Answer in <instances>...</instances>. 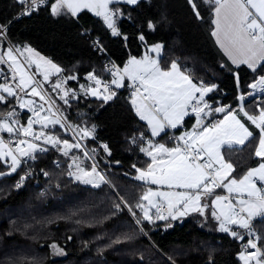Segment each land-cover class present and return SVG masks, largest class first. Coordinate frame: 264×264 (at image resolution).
<instances>
[{
    "label": "trees",
    "instance_id": "trees-1",
    "mask_svg": "<svg viewBox=\"0 0 264 264\" xmlns=\"http://www.w3.org/2000/svg\"><path fill=\"white\" fill-rule=\"evenodd\" d=\"M196 2L202 19L194 16L188 0H140L134 6L115 3L111 10H119L113 19L122 35L114 36L102 18L88 11L75 17L61 9L59 15H53L51 4L18 17L21 6L17 0H0V24L7 25L11 45L17 49L34 48L60 66L64 79L76 76L74 80L67 79V85L78 95L67 99V104L53 90L45 91L70 126L91 129L95 125L93 135L81 141L90 151L98 145L99 153L94 159L106 178L99 185L76 180L70 175L72 157L47 146L36 166L47 170L52 182L61 187L60 198L48 199L29 181L17 187L24 176L23 168L19 165L10 174L7 160L0 159V264H243L239 256L245 239L220 231L210 210H205L203 216L198 213L183 220L169 218L150 223L143 219L134 205L149 185L136 179L138 173L132 165L143 169L149 159L139 151L138 144L132 143V137L141 133L148 136L147 125L135 115L125 87L119 88L107 103L86 92L96 87L87 78L89 73L102 83L112 80L104 68L103 56L91 45L93 37L100 36L108 56L121 68L131 57L141 58L151 45L163 44L162 67L176 61L194 81L218 86L206 97L213 107L235 108L238 96L248 94V85L264 75V70L253 72L245 66H233L211 35L212 11L200 0ZM149 22L155 30L148 28ZM85 29H91L94 36L87 35ZM141 34L144 42L138 39ZM2 48H10L7 41L0 40ZM3 74L11 76L10 69ZM262 105L264 108V101ZM20 110L15 100L0 102V118ZM28 115L29 111L23 113L22 119L25 121ZM193 123L194 119L188 118L184 126L190 129ZM65 129L66 133L58 127L48 132L77 142L70 129ZM169 136L168 132L155 139L172 145ZM257 138L258 134L244 147L225 152V158L236 169L233 177L239 179L262 161L254 155ZM105 144L110 155L103 150ZM76 152L84 155L82 148ZM86 157L87 164L92 165ZM55 159L62 161L60 167L55 166ZM216 193L220 194V190ZM121 198L133 206L135 216ZM255 220V230L264 247V224ZM52 244L62 248L65 256L54 258Z\"/></svg>",
    "mask_w": 264,
    "mask_h": 264
},
{
    "label": "snow or ice",
    "instance_id": "snow-or-ice-1",
    "mask_svg": "<svg viewBox=\"0 0 264 264\" xmlns=\"http://www.w3.org/2000/svg\"><path fill=\"white\" fill-rule=\"evenodd\" d=\"M18 2L23 5L27 0ZM114 2L116 0H56L51 6V12L53 15H59L61 9H66L75 16L82 9L94 11L97 16L103 17L112 35L121 36L113 19L119 10L109 9V5ZM125 2L137 5L139 0ZM31 3L35 5L36 0H31ZM188 3L194 16L202 19L196 0H188ZM200 3L209 6L212 11L214 29L211 35L231 63L237 67L245 65L253 72L258 68L264 70V0H200ZM148 28L155 30V25L149 22ZM6 31L7 25L0 24V36L5 35ZM123 39L127 40L128 37L123 36ZM138 39L144 42L145 36L141 34ZM163 47L160 43L153 44L141 58L131 57L123 68L113 65L108 70L113 78L110 85L103 86L102 91L100 89L102 81L95 74L89 73L87 77L94 81L96 87L89 88L86 92L105 103L116 96L115 91H110L111 85L123 88L126 86L125 80L130 81L127 85L131 88L130 105L135 115L146 122L148 136L144 133L139 137L133 136L132 143L138 144L139 151L150 160L143 169L137 168L135 164L132 167L138 173L137 180L157 187L155 189L148 187L134 207L140 209L143 219L150 223L169 218L177 220L191 213L203 216L205 210L211 207L210 214L219 222L220 231L243 240L244 234L230 228L231 225H236L245 229L247 236L254 237L248 239L239 259L244 264L253 262L264 264L262 259L264 251L258 247L261 236L256 235L252 227V221L256 218L264 224V108L260 110L258 116L249 115L242 104L239 108L243 116L258 130V147L254 155L262 158V161L258 167L247 170L237 179L232 176L236 169L233 163L225 158V152L233 151L234 146L244 145L253 137V132L238 119L234 109L230 110L231 105L213 107L206 100L209 93L217 90V85H207L202 80L194 82L174 60L169 62L167 67H162L160 54ZM25 52L28 53L27 64L22 63L16 55V53L24 55ZM150 53H154L155 56ZM0 63L8 65L11 69V80L15 82L14 86L7 82L0 83V102H7V97H16L19 108H26L31 113L26 125L14 119L18 116L15 111L8 112L0 120V133H7L10 137L8 142H5L0 136V159L5 157L11 159V171L15 172L20 165L19 157L35 159L36 152L47 151L42 144L59 148L64 156H68L74 148H81L82 145L78 141L70 143L67 139L62 140L56 135L46 133L45 129L49 126L61 125L62 119L53 111L54 102L44 94L41 82L36 81L27 71L29 66L35 64L37 69L42 71L43 80L47 81L51 74L59 73L61 69L50 60L40 57L31 48H25L23 52L8 48L5 53L0 54ZM234 75L239 86V75L238 73ZM0 79L7 80L8 77L0 71ZM67 79L74 80L76 76L67 77L63 83H66ZM248 87L254 90L248 93L249 95H254L255 90L264 92V75H259ZM53 88L60 90L62 83H55ZM19 93L38 97L43 103H37L34 99H24ZM68 95L69 92L64 91L60 97L65 104L68 103L66 99ZM244 99V95L238 96L239 101ZM44 112L47 114L41 115ZM214 113H223V118L210 120L209 117ZM186 118L194 119L190 129L184 127ZM34 125H40V130L35 131ZM62 127L77 129L74 135L79 136L80 140L92 136L95 131V125L91 129L67 124H63ZM176 129L180 130V134L169 137L171 147L155 139L162 134L168 135L169 130ZM13 134L16 137L15 141L11 138ZM13 143L14 147L10 146ZM102 147L109 155L111 154L108 145ZM84 155L87 156L88 152L85 151ZM73 164L76 165L79 174L70 175H74L76 180L85 184L104 180L95 165L90 171L85 170L76 163L75 157ZM19 186L18 184L17 187ZM216 189L226 191L227 195L217 194ZM207 198H210V203ZM121 200L123 201V198ZM123 203L135 216L133 206L128 205L127 201ZM116 207L119 208L120 205L117 204ZM165 208L166 215L163 212ZM152 209H155L154 215L150 214ZM136 223L140 224L141 221L137 219ZM51 247L62 252L56 244H52Z\"/></svg>",
    "mask_w": 264,
    "mask_h": 264
},
{
    "label": "built area",
    "instance_id": "built-area-1",
    "mask_svg": "<svg viewBox=\"0 0 264 264\" xmlns=\"http://www.w3.org/2000/svg\"><path fill=\"white\" fill-rule=\"evenodd\" d=\"M56 0H36L35 5H32L31 0H27L26 3H24L23 5L20 4L21 6V11L18 14V17L23 16L24 14L22 13H31V12H35L40 10L41 8L47 7L49 5H51L53 2H55ZM85 33L87 35H93L92 30L90 29L89 31L85 29ZM94 36V35H93ZM98 42V43H97ZM91 45L93 47V49L97 52H99L100 56H103V63H104V68L105 70L109 73V69H111L113 67V65L120 67L112 58H110L107 54V51L104 47V45L102 44L101 41V37L100 36H94L93 37V41L91 42ZM121 68V67H120ZM110 74V73H109ZM113 78V77H112ZM2 82L8 83V80L2 79ZM111 80L109 81H105L104 83L101 84L100 89L101 91L103 90V86L105 84H109L110 85ZM130 84V81L125 80V89H126V97L129 98L130 97V93H131V88L127 85ZM110 91H115L116 93L119 91V88H116L115 85H111L110 86ZM16 112V111H15ZM18 116L15 117L14 119H18L20 121L21 124L26 125V121L31 117V114H29L26 117V120L24 121L22 119L23 113H26L24 110L17 112ZM42 115V113H41ZM3 118H0V120H2ZM210 120H218L217 116L215 115V113L213 114L212 117H209ZM39 125H34V130L35 131H39L40 128L38 127ZM169 134L170 136L172 135H179L180 132H178L177 130H169ZM0 136L3 137V139L5 140V142H8L9 140V134L7 133H0ZM12 140L15 141L16 137L15 134L12 135ZM80 144L82 145V149L88 152V157L96 164V161L94 159V156L96 154L99 153V148L98 146H94V150L95 151H90L86 148V146L79 140ZM41 143L42 142H38ZM10 146L14 147V143ZM43 147V146H42ZM44 152H36L35 155V159H31L29 157H19V159L21 160V167L23 168V172H24V176H23V180H20L18 182V184L20 185V187L24 186V184L29 181L32 183V186L37 188L39 190L40 193L43 194V196H45L48 199H56V198H60V196L58 195L61 191V187L58 183L52 182L51 180V174L44 169H40L37 168L36 166V162L38 161V156L40 154H43ZM54 164L56 167H60L62 165V161L59 159H55ZM73 164V160H70L69 165ZM45 173H47V175H45ZM235 202V201H233ZM164 214H167V209L165 208L163 210ZM155 213V209L153 210L152 214L154 215ZM255 223L256 220L254 219L252 221V227L255 230ZM256 235H258V233L255 230ZM241 234H244V239L245 242L242 246V251H244V245L247 243L248 239L252 238L254 239V237H249L246 235V230L242 229ZM258 247L261 248V251H264V247L261 246L260 242H258ZM249 251H254L253 249H249ZM262 259H264V257H262Z\"/></svg>",
    "mask_w": 264,
    "mask_h": 264
},
{
    "label": "rangeland",
    "instance_id": "rangeland-1",
    "mask_svg": "<svg viewBox=\"0 0 264 264\" xmlns=\"http://www.w3.org/2000/svg\"><path fill=\"white\" fill-rule=\"evenodd\" d=\"M0 40H5V41H7L6 39H5V37H4V35L3 36H0ZM11 47V46H10ZM25 48H31V49H33L34 50V52L35 53H38L39 54V56L40 57H43L45 60H50L49 58H47V57H45V56H43L42 54H40L39 52H37L34 48H32V47H29V46H26V47H18V49L21 51V52H23L24 51V49ZM7 49L8 48H2V49H0V54H3V53H5L6 51H7ZM16 55H17V58L22 62V63H25V64H27L28 63V60H27V57H28V53H26L25 52V54L24 55H19V53H16ZM150 55H152V56H155V54L154 53H150ZM161 55H162V51H161V54H160V57H161ZM6 58V57H5ZM33 59H37V57H33ZM51 61V60H50ZM52 62V61H51ZM53 63V62H52ZM55 64V63H54ZM55 65H57V64H55ZM58 66V65H57ZM9 68L8 67V65L7 64H3V63H0V71H2V73H4V70L6 69V68ZM59 68H60V66H58ZM61 69V68H60ZM10 71H11V69H10ZM27 71L29 72V74H31V75H33L34 76V79L36 80V81H39V82H41V86H42V90H43V92H44V94L46 95V97H48L47 95H49V94H47L46 93V91H45V89L47 90V92H51V90H53V92L54 93H56L57 94V96L60 98L62 95H63V92L64 91H68L69 92V95L66 97V99H70L71 97H76L78 94L77 93H72V90L67 86V83H63L66 79H64L63 77H62V75H61V71L59 72V73H55V74H51L50 76H49V79L47 80V81H44L43 80V73H42V71L41 70H38L37 69V67H36V65L35 64H32L31 66H29L28 68H27ZM186 73V72H185ZM186 74H188V73H186ZM189 75V74H188ZM9 77L11 78V76L9 75ZM192 78V77H191ZM194 81V80H193ZM57 82H61L62 83V88L60 89V90H55L54 88H53V85L55 84V83H57ZM67 82V81H66ZM194 82H196V81H194ZM8 83H10V84H12L13 86H14V83L15 82H11V80H9V82ZM17 91H19V90H17ZM210 94V93H209ZM208 94V95H209ZM4 95H6V94H4ZM207 95V96H208ZM19 96H21V97H23L24 99H34L37 103H43L42 101H40L39 100V98L38 97H30V96H25L24 95V93H19ZM50 96V95H49ZM48 98H52V96L51 97H48ZM7 100H15V103L17 104V98L16 97H7ZM53 101V100H52ZM45 108H47V105H45ZM25 110H28V109H26L25 108ZM53 111L54 112H56L57 113V115L59 116V117H61L60 115H59V113L57 112V109L53 106ZM47 114V112H44L43 113V115H46ZM62 119V118H61ZM63 124H66L64 121H63V119H62V124L61 125H54V126H49V128H56V127H58V128H61V130L64 132V133H66L67 131H66V129L64 128V127H62V125ZM40 126V125H39ZM49 128L48 129H45V131L47 132V130H49ZM69 129H70V132H72V130H71V128L70 127H68ZM47 133H49V132H47ZM73 133V132H72ZM54 135V134H53ZM57 136V135H56ZM58 137V136H57ZM91 137V136H90ZM60 138V137H59ZM61 139V138H60ZM63 140V139H62ZM69 142L70 143H74V141H72V140H69ZM44 146H49V147H53L52 145H46V144H43ZM60 147H62V145L60 146ZM256 147H258V138H257V141H256ZM78 149H72L70 152H69V155L67 156V157H69V158H71L72 157V159H73V157H75L76 158V163L77 164H79V166H80V168H83V169H85V170H88V171H90L91 170V167L93 166V164L92 165H88L87 164V157L85 156V155H83L82 154V152L81 153H77L76 151H77ZM61 153H63L62 151H61ZM3 160H7L6 162L9 164V166L11 167V159L10 158H8V157H5V158H3ZM96 166V165H95ZM18 168V167H17ZM96 168H97V172H99L103 177H104V180L106 179L105 178V174H104V172L99 168V167H97L96 166ZM16 172V171H15ZM15 172H12L11 171V169H10V171H9V173L10 174H13V173H15ZM70 173H75V174H79V170L77 169V167H76V165L75 164H73L72 165V168L70 169ZM72 176H74V175H71V177ZM75 177V176H74ZM97 182H99V180H95L94 181V183H97ZM191 214H193V213H191ZM191 214H189V215H191ZM189 215H187V216H189ZM187 216H184V217H187ZM159 220H155V222H158ZM57 247H58V249H62V248H60L58 245H57ZM65 256V252L63 251V249H62V252H60V251H57V250H54L53 249V257L54 258H62V257H64ZM243 264H244V262H243ZM253 264H254V262H253Z\"/></svg>",
    "mask_w": 264,
    "mask_h": 264
},
{
    "label": "crops",
    "instance_id": "crops-1",
    "mask_svg": "<svg viewBox=\"0 0 264 264\" xmlns=\"http://www.w3.org/2000/svg\"><path fill=\"white\" fill-rule=\"evenodd\" d=\"M18 1V0H17ZM139 2H140V0H139ZM126 4V5H129V4H127L126 2H125V0H116V2H114V3H112V4H110L109 5V9L111 10V5H113V4ZM131 6H134V5H131ZM83 11H88V12H90L91 14H93L95 17H100V16H97L96 14H95V12L94 11H91V10H88V9H82L80 12H78L76 15H75V17H77L81 12H83ZM213 17H214V15H213ZM100 18H102L103 19V17H100ZM217 44V43H216ZM217 46L219 47V45L217 44ZM10 48H13V50L15 51L17 48H15L14 46H11ZM219 49L221 50V52H223V54L225 55V58L231 63V61L229 60V58L227 57V55L224 53V51L219 47ZM137 59H139V58H137ZM232 64V63H231ZM233 65V64H232ZM233 66H235V67H237L236 65H233ZM241 66H245V65H241ZM241 66H239V67H241ZM245 67H247V66H245ZM182 71H184V70H182ZM61 75H62V69H61ZM63 77V76H62ZM67 83V82H66ZM68 86V85H67ZM69 87V86H68ZM72 90V93H77L78 94V92L77 91H75V90H73V89H71ZM254 90H252V89H250V91H249V93L250 92H253ZM240 95H244V94H240ZM264 92H260V91H258V90H255V94L254 95H249V94H246V95H244V97H245V99L243 100V101H239L238 100V104H237V106L235 107V108H231L230 110H235L236 111V114H237V117H238V119H240L241 120V122L242 123H244L245 124V126L246 127H248L249 128V130L250 131H252L253 132V137L256 135V134H258V130L255 128V126L254 125H252L251 124V122L250 121H248L247 119H246V117H244L243 116V114L239 111V108H240V106H241V104L243 105V108H244V110L245 111H247L248 113H249V115H256V116H258L259 115V112H260V110L263 108V105H262V102L264 101ZM77 97V96H76ZM207 97V96H206ZM220 106H228V105H220ZM25 110V109H24ZM43 115V114H42ZM215 115L217 116V118H218V120H220V119H222L223 118V113H215ZM188 118H186L185 119V121L187 120ZM146 123V122H145ZM185 127V126H184ZM162 135H164V134H162ZM252 137V138H253ZM156 138H158V137H156ZM252 138H250L249 140H251ZM248 142V141H247ZM247 142L244 144V145H242V146H234V148H242V147H244L246 144H247ZM167 146H169V147H171L172 145H169L168 143H165ZM147 157V156H146ZM149 160H150V158L149 157H147ZM256 167H258V166H256ZM256 167H254V168H256ZM141 182H144V183H146V184H148L149 185V187H152L153 189H155L157 186H154V185H150L149 183H147V182H145V181H141ZM101 183V181H99V182H97V183H91L92 185H99ZM258 186H259V184H258ZM217 190H220V189H216V191ZM220 194L221 195H227V193H226V191H221L220 190ZM208 199V202L210 203V198H207ZM202 202H205L204 200H202ZM146 203V202H145ZM154 209H152V211H153ZM207 211H209L210 210V212L212 211V208L210 207V208H208V209H206ZM139 211H140V209H139ZM141 212V211H140ZM142 213V212H141ZM152 213V212H151ZM150 213V214H151ZM193 214H198V213H193ZM193 214H191V215H193ZM143 215V214H142ZM191 215H189V216H191ZM189 216H187V217H181V218H179V219H177V220H183V219H186V218H188ZM256 219H259V218H256ZM230 228L232 229V230H234V231H238V232H240L241 230H242V228H239L238 226H236V225H231L230 226Z\"/></svg>",
    "mask_w": 264,
    "mask_h": 264
},
{
    "label": "water",
    "instance_id": "water-1",
    "mask_svg": "<svg viewBox=\"0 0 264 264\" xmlns=\"http://www.w3.org/2000/svg\"><path fill=\"white\" fill-rule=\"evenodd\" d=\"M4 37H5V39L7 40V42L11 45V43H10L9 39L7 38V36L4 35ZM11 46H12V45H11Z\"/></svg>",
    "mask_w": 264,
    "mask_h": 264
}]
</instances>
